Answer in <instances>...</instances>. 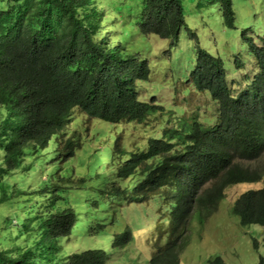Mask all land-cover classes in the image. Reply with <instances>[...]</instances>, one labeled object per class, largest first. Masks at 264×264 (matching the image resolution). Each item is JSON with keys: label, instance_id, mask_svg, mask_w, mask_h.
Returning <instances> with one entry per match:
<instances>
[{"label": "trees", "instance_id": "trees-1", "mask_svg": "<svg viewBox=\"0 0 264 264\" xmlns=\"http://www.w3.org/2000/svg\"><path fill=\"white\" fill-rule=\"evenodd\" d=\"M131 1L139 4L138 16L128 17L126 24H134L131 31L121 30L125 26L123 17L130 15ZM233 4V0H0V203L8 201L14 207L8 214L0 210V241L12 231L16 237L21 225L20 232L29 234L26 242L30 244L14 256L9 250L0 249V264H106L108 250L103 241L107 239H103V233L91 247L67 255L60 252L62 240L74 235L73 229L86 226V218L79 226L78 216L89 210L80 205L85 203L82 198L89 199V189L96 197L95 206L101 203L97 197L104 193L130 201L154 193L166 200L168 205L161 206L151 228L158 237L156 234V240L150 241L148 262L178 264L193 217L202 224L205 214L224 197L227 186L263 178L264 166H252L250 162L259 160L264 152V39L261 48L254 49L260 59V71L251 80H244L245 87L235 94L211 73L215 68L213 54L199 49L193 77H204L200 85L219 100L221 119L217 125L206 127L178 122L177 129L168 135V140L175 139L180 146L168 175L133 179L127 186L121 168L101 173L90 168V160L86 173L77 176L76 183L87 192L81 194V189L67 184L75 172L71 158L74 146L80 144L81 133L68 134L63 141L57 138L64 132L74 106L88 116L102 109L117 113L127 100L125 89L132 90V72L140 78L138 81L145 79L147 67L143 60L128 55V48L120 46L121 39L138 32L139 39L153 34L176 43L181 28L189 21L188 15L204 10L209 14V8L225 29H231L235 27L234 17H239ZM239 19L244 21V17ZM111 32L115 37H111ZM188 34L198 37L193 31ZM121 54L128 62L120 59ZM36 61L41 67L33 74L30 69ZM26 73L29 76L20 81L19 77ZM114 89L121 92L108 93ZM243 108L250 119L243 120V132H236L228 123L229 112ZM46 147L44 154L42 149ZM100 151L114 161L109 146ZM100 151L96 149L93 161H97ZM27 157L31 158L29 164L24 162ZM41 158L68 160L69 165L63 170L50 169L44 179H36L41 166L34 161ZM29 184L34 185L32 190ZM26 185L28 191L20 192ZM67 190L71 192L66 198L74 206L59 207L61 192ZM142 190L151 192L145 194ZM18 210L23 211V217ZM231 212L243 226H264V185L239 193ZM27 214L30 220L25 217ZM105 222L97 220L90 226L93 232L86 233L90 238L97 237L96 233L105 231ZM129 226L132 227L126 224L124 230L110 235L111 247L124 246L131 239ZM257 244L254 239L256 250ZM209 264L224 262L216 255ZM255 264H264L262 253Z\"/></svg>", "mask_w": 264, "mask_h": 264}, {"label": "rangeland", "instance_id": "rangeland-1", "mask_svg": "<svg viewBox=\"0 0 264 264\" xmlns=\"http://www.w3.org/2000/svg\"><path fill=\"white\" fill-rule=\"evenodd\" d=\"M233 2L234 7H237L236 11L238 16H246L248 19L247 22L242 20L243 22L241 21L240 23H244L252 28L250 34L256 42L259 43L261 36H264V30L262 31L259 29V24L255 23L256 25H254L253 23L257 22L261 17L264 18V0H233ZM191 6L194 7V3ZM138 9L139 4L136 1H131L129 3L130 15L123 17L122 24L125 26L121 30L131 31L134 24L129 27L126 23L128 22V17L131 16L132 19L138 16L136 14ZM213 10L215 11V9ZM208 11L209 14L204 10L194 16V11L188 15L189 24L181 28V34H179L176 44L173 42L170 43L168 39H159L151 36L139 39L138 32H132L126 39L123 38L120 41L121 46L126 47L129 45L131 50L135 45L137 49H134L133 52L143 54L146 58L145 64L150 63V65H152L149 69L150 77L146 83H142L143 86L140 89L141 97L145 99L149 97L154 98L156 101L166 106L173 105L171 109L175 106L180 107L181 110L178 111L177 114L188 121H190L193 112L196 113V111L204 112L203 115H199V118L211 116L214 113V111H211V109L214 108V102L210 100V97L206 93L195 91V86H192L191 83L190 74L186 78L190 70L189 68L191 67L188 68L186 66L187 69H182L183 67L180 65L186 62L185 60H187L189 56L193 57L191 65H194V59L198 54L197 49L200 45L204 46L213 54H223L221 57L224 61V65L227 67L230 65L231 68V60H227L224 54L229 56L230 59L233 54H236L244 60L243 63L246 65L242 67V71L229 75V83L234 90H238L242 87V83L239 82L242 81V74L246 68L251 70L250 72L254 71L252 65L254 59L249 57L250 53L243 41L244 36L241 26L235 29H225L222 26V21L216 16L217 14L214 15L211 8H209ZM190 31L196 32L198 37L188 34ZM110 35L112 36V34ZM113 36L115 37L114 34ZM173 44L175 45L170 49V45ZM181 59L184 60L181 61ZM170 63L176 65V67L171 68ZM179 68H181L180 71ZM180 75L184 76L181 77ZM152 89L153 91L150 92ZM186 89L188 90L183 92V90ZM153 92L154 95H152ZM212 123L213 122H210V124ZM95 124L103 126V124L99 122L88 120L86 114L79 109H73L71 111V117L63 130L64 132L59 133L57 138L63 141L68 134L81 133L83 126H89L92 130ZM156 124V118L153 117L150 118L146 124H136L132 131L137 139L143 138L156 127ZM56 147L57 146H53V149ZM95 148H97L95 143H90L87 146L86 152H84V147L82 146L76 149L74 148L71 160L78 159V156L81 154H83V157L87 158L88 153L94 151ZM47 150L48 148L46 147L42 149V152L47 154ZM29 157L24 161L26 164L31 163V158ZM258 159L257 161L250 162V164L254 166L260 163V167H263L264 153ZM59 162L61 164L60 168L63 170L66 162H64V160H60ZM59 162L58 160L51 161L42 158L38 161L35 160V165L41 166L38 167L36 179L39 177L44 179L46 173L50 169L55 171L60 166ZM75 171L83 172L84 170L83 168L77 167ZM11 178L15 181L17 180L15 177ZM32 181V179H29V183ZM67 184L81 189V194H87V192L81 188V184H77L75 181H68ZM29 185L32 190L34 185ZM208 185L209 183L205 184V186ZM263 185L264 176L258 181H244L231 184L224 190V197L217 201L216 206L205 214L207 217L205 216L206 218L202 224L198 223L194 216L188 230L189 237L179 251L178 264H209V259L216 255L223 259L224 264H255L258 254L262 253L264 255V226L256 223L245 226L241 225L239 218L231 212V205L236 196L242 191L257 189ZM83 186L85 188V185ZM63 190H65V187H63ZM19 191H28V185L20 188ZM90 191L91 189H89V192ZM68 192L71 191L67 190L61 192L59 207L64 208L69 204L74 206L73 201L66 198ZM8 194L11 195L12 191ZM24 196H27V194ZM19 197L23 198L22 195H19ZM31 198L33 199V196H31ZM82 200L85 203H81L80 205L89 207V210L79 214L78 221L79 226L82 227L81 222L86 218V226L84 229H73L74 235H71L66 240H62L61 244L63 247L60 250L62 255H67L70 252L80 251L93 246L95 242L99 240L98 235L103 233V239H107V241H103V246L108 250L105 260L106 264H149L148 260L152 248L150 241L152 238H154L153 241L156 240V238L153 237L154 235L157 234L158 237V233L151 229L158 220V213L160 212L158 203L154 205V201L151 197L141 202L133 200L128 202V200L118 197L111 198L103 196L99 198L101 203L92 208L93 203L91 199L82 198ZM28 204L29 203H27V206ZM17 209L21 208L17 207ZM0 210H4V214H8L10 211L14 210V207L8 201L5 203L2 202L0 203ZM19 213L23 217V211L21 212L18 210V214ZM25 217L27 220H30V215L27 214ZM97 220L100 222L106 221L105 227L103 228L105 231L96 233L97 237L94 236L90 238L87 233L93 232V227L90 230V226L95 225ZM11 221H14V219H11ZM126 224L132 225V227L129 226L132 235L131 239L124 246L111 247L112 237L110 235L124 230ZM2 225L3 224H0V226ZM21 230L22 226L20 225L16 237H13L15 233L12 231L11 235L5 237L3 241H0V249L9 250L11 256H14L23 248L28 247L30 244L26 242V239L29 238V234L24 236L23 233L20 232ZM5 235H7V233H5ZM254 239L258 241V250L253 247ZM88 244H90V246H88ZM37 263L38 262L35 264Z\"/></svg>", "mask_w": 264, "mask_h": 264}, {"label": "clouds", "instance_id": "clouds-1", "mask_svg": "<svg viewBox=\"0 0 264 264\" xmlns=\"http://www.w3.org/2000/svg\"><path fill=\"white\" fill-rule=\"evenodd\" d=\"M239 17H234L235 18L234 22L236 23L233 29L241 26L243 36L244 35L246 36V38L243 37V41L245 42V45L248 47V51L250 53L249 57H252L254 59V62L252 63L254 71L250 72L251 70H248L246 68V70L242 74V81L239 82L242 83L241 88H239L238 90H234V88L229 83V75L231 73L236 74L242 71L241 70L242 67L246 65L245 63H243L244 60L241 57H239V55L236 54H233L231 59L229 56L224 54L227 60H231V68H230V65L228 67L224 65V61L221 57L223 56V54L212 53L213 54L212 58L215 59V68L211 70V73L215 74L217 81L223 82L224 85L233 94L237 93L238 91H241L245 87L244 80L247 81L251 80L253 76L260 71V68H258V63H260V59L257 56H255L254 49H260L262 45V41L264 39V36H261L260 42L257 43L256 40L250 34V30L252 28L248 25H245L244 23H240L242 20H240ZM244 21L245 22L248 21L246 16L244 17ZM255 23L259 24V29H261L262 31L264 30V18L261 17L260 19H258L257 22H254L253 24L256 25ZM188 24L189 22L187 23V26ZM244 28L246 29L244 30ZM194 33L196 34V32ZM149 36L159 38L158 36L153 34H149L146 37ZM111 37H113V35ZM159 39H163V38H159ZM177 41L178 39L176 40V42ZM175 44L170 45V49H172V47ZM126 47L128 48L129 51L127 52L128 55L135 57L137 60H143V64L147 67L145 79L138 81L140 78L136 77L135 73L132 72V75L130 77L131 82L133 84L132 90H130L129 88L125 89L127 100L117 113L111 114L106 109H102L100 113L92 116H88L85 113L88 120L90 119L99 122L103 124V126L99 124H95L92 130L90 129L91 127L89 126H83L81 134L77 133V135L80 134L78 140V143L80 144H76L74 146L75 149L79 146L84 147V152L87 151V146L90 143H95L99 151L105 148L106 146H109L111 153L114 155V161H112L111 158L106 157L105 153L101 151L97 161H93L97 148H95L94 151L88 153L87 158L83 157V154H81L78 156V159L73 160V165L75 166V169L77 167H80L83 168L84 171L83 172L75 171L70 179L71 181L77 182L78 181L77 176H82L84 173H86L87 171L86 165L90 160L93 162L90 168L95 169L96 171H99L101 173L109 168H114V167L121 168L122 177L124 178V181L127 184V186L129 184H132L133 179L141 180L147 177L148 175H152V176H158L162 174L168 175L172 165L177 161L178 154L180 151V146L177 143V141L175 139L168 140V135L171 130L177 129L178 122L184 123L185 126L192 125L193 127L194 126L199 127L201 125L203 127H206V126H214V124L217 125L221 119L220 118L221 109H220L219 100L213 97L210 94V92H208L204 87L200 85L204 77L202 76H200V78L193 77V71L196 70L197 59L200 54L199 49L200 48L206 49L204 46L200 45L198 47L197 49L198 54L194 59V65H191L193 61V57L191 56H189L188 59L185 60L186 62H183L180 65L181 67H183L182 69H187L186 66L188 68L191 67L189 68L190 70L186 75V78L190 74L191 83L192 86H195V91L206 93L210 97V100L214 102V108L211 109V111H214V113L212 112L213 114L211 116H204L199 118V115L201 114L203 115L204 112L196 111V113L193 112V114L191 115L190 121L184 119L183 117L177 114V112L181 110L180 107L175 106L173 109H171L173 105L166 106L165 104L156 101L154 98L149 97L148 99H145L141 97L140 89L143 86L142 83L143 82L146 83L148 78L150 77L149 69L152 67V65H150V63L145 64L146 58L143 54H138L133 52L134 49H137L135 48V46H133L132 50L129 48V45H127ZM120 59L122 61L127 60L128 62V59L125 56V54H121ZM183 60L184 59H181V61ZM170 64H171V68L176 67V65H173L172 63ZM40 67L41 65L39 64L38 61H36V63L31 67L30 72L36 74L40 69ZM180 69L181 68H179V71ZM27 76H29V74L26 73L23 76H20L19 80L23 81ZM180 76L183 77L184 75H180ZM187 90L188 89L183 90V92ZM152 91L153 89L150 90V92ZM119 92H121V89L108 90L109 94H114ZM152 95H154V92L152 93ZM149 106H155V108L151 109L149 108ZM73 109H79V108L74 106ZM153 117L156 118L157 121L156 127L152 131L147 133L145 137L137 139V137L132 131L134 126L136 124H146L148 123L149 119ZM245 119H250L245 111V108L241 109L240 112H235V113L229 112L228 123L231 126H234L235 129H237L236 132H243L244 128L242 122ZM210 122L213 123L210 124ZM124 145H127L128 147ZM64 162H66L65 168H67V166L69 165V161L65 160ZM60 167L61 164L59 168ZM90 171L92 170L90 169ZM120 182L121 180L119 181V184ZM85 189H86V185H85ZM142 191L145 192V194L151 192L149 190H142ZM103 196L111 197L108 196V194L104 193L103 195L97 197V199L99 200V198ZM150 197L154 201V205L156 203L159 204L160 211L162 209L161 206L168 205L166 200H161L154 193H152L150 196H144L141 199L138 198L137 202L144 201L145 199H149ZM88 198L92 200L93 203L92 208L96 207L94 205L96 197H94L92 190L90 191V195L88 196ZM124 200H128V202L130 201L129 198ZM99 204L100 203H98V205Z\"/></svg>", "mask_w": 264, "mask_h": 264}, {"label": "bare ground", "instance_id": "bare-ground-1", "mask_svg": "<svg viewBox=\"0 0 264 264\" xmlns=\"http://www.w3.org/2000/svg\"><path fill=\"white\" fill-rule=\"evenodd\" d=\"M118 1V0H117ZM180 28V27H179ZM212 93V92H211ZM84 113V112H83ZM78 116V115H77ZM83 120V119H82ZM190 132V131H189ZM206 132V131H205ZM189 135V134H188ZM182 136V135H181ZM187 136V135H186ZM72 139V138H71ZM97 160V159H96ZM70 189V188H69ZM72 190V189H71ZM70 191V190H69ZM81 197V196H80ZM115 199V198H114ZM108 209V208H107ZM111 211V210H110ZM155 229V228H154ZM189 246V245H188ZM186 247V246H185ZM186 250V249H185ZM114 251V250H113ZM208 256V255H207Z\"/></svg>", "mask_w": 264, "mask_h": 264}]
</instances>
